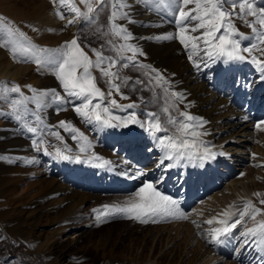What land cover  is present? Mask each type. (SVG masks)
<instances>
[{
  "label": "bare ground",
  "instance_id": "obj_1",
  "mask_svg": "<svg viewBox=\"0 0 264 264\" xmlns=\"http://www.w3.org/2000/svg\"><path fill=\"white\" fill-rule=\"evenodd\" d=\"M15 1L0 0V17L14 20L15 10L22 11L17 12L16 15L22 13L27 18L34 15V21L40 24L33 26L30 22H23V29L27 35L34 33L38 41L55 44L59 48L75 38L73 37L75 30L82 18L81 14L77 16L72 11L70 3H65L61 9L51 10L47 9V6H50L49 0H23L22 4L14 3ZM167 1L175 2L176 10L163 9L162 0H115L116 3H124L127 7L118 9L117 18L113 21L111 13L114 0H106L105 4L109 5L110 13L109 35L102 34L105 31H102L98 23L94 25L93 18L88 20L87 25H91L97 32L95 37L94 34H90L97 44L95 50L102 52L105 57L120 60L113 69L120 76V79L115 81L121 85L120 92L117 93L109 85L105 93L111 91L112 95H106L103 102L97 99L93 100V103L99 102L102 107H109L114 116L121 118H127L135 113L142 121L146 119L144 115L146 112H157L161 114L162 124L168 128L167 134L180 135L176 126L167 124V114L162 112L170 96L175 99L177 105L175 107L178 110L186 111L205 121L202 127L196 129L201 133H207L198 138L199 141L204 142L200 153L202 154L204 147H207L209 151L217 153L212 159L201 161L193 157L191 161L181 160L176 167L166 169L164 165L171 161L165 160L164 164H160L164 150L158 146L156 139L146 128L131 123L127 127L121 125L118 128H111L96 122H86L74 110L82 101L69 97L64 92L52 71V66H38L33 59L20 54L14 59L7 51V47H0V78L6 79L8 83L6 86L1 84L0 99L11 100L13 97L14 100H22L23 103L18 109H24L26 113L23 119H17L12 106L0 102V158L3 157L5 160L2 166L4 170L9 165L12 166L9 167L11 170L20 166L22 170L36 175L33 182L37 189L34 198L36 206L44 203L47 208L51 207L52 200L62 196L63 203L53 206V211L61 214L54 224L63 226L55 240L48 242L47 251L50 255H56L53 259L57 264H60L64 258L60 250L61 236L67 235L73 227L65 220L66 215L81 211L84 205L96 202L103 196L102 194L108 192L126 195L130 191L135 197L145 183H153L159 191L176 199L182 210L202 201L204 195L214 192V196L209 197L210 200L208 199L206 204L216 208L213 207L214 210L208 212L203 209L204 204L196 207L194 209L196 213H193L189 220L186 235L184 232H179L180 237L185 235V242L182 241L180 245L178 236L167 241L170 248L176 243L178 247L182 245L191 247L199 240L202 248L197 253L190 254L187 249L185 252L181 251L179 257H172L166 263L159 260L154 262L157 264H264V241L259 237H249L248 243H243L244 237L241 233L245 230V225H237L235 229L222 235H217L214 231L224 226L216 222L225 219L220 215L223 211L234 212L238 207L237 203L242 200L251 201L255 207H258L257 202L264 194V133L259 132L258 128L252 132L256 120L264 116V73L259 70L260 65L253 63L252 60L253 57L264 60V53L258 50L264 48V45L259 44L256 39L257 34L250 27L239 18H235L237 28L247 37L242 39V47L257 44L258 49H254L251 53H242L246 57L245 60L225 63L223 57L209 59L201 42L200 48L190 60L188 57L193 50L190 46L185 48L178 44L175 29L179 25L171 26L172 23L169 24L166 20L168 15L164 13L165 11L166 14L171 13L177 20L179 11L177 7L182 5V0ZM91 2L95 3V0ZM74 3L80 10L82 9L81 0H74ZM255 3L258 7L264 6V0H255ZM23 4L26 8L21 9ZM121 13L126 15L122 16ZM61 14L64 19L60 18ZM253 19L254 17H248V20ZM69 20H75V23L68 24ZM113 23L130 33L131 39L125 41L123 39L125 33L117 36L113 31ZM169 34L174 38L156 39ZM22 39L25 40L24 37ZM106 44L108 49L104 50ZM124 44L140 49L144 55L137 53L135 63L121 59L133 55L127 49L120 48ZM84 51L93 61L97 59L95 52ZM193 61L200 67L197 68ZM125 62H128L129 66L121 67ZM142 65L150 67H142ZM152 69L156 71L153 72ZM98 71L92 69L100 88L101 80L108 78H101ZM157 74L162 77L159 82L155 79ZM123 77H130L125 83L127 87L122 86ZM131 80L143 82L130 84ZM8 86L10 89L19 86L20 92L12 95L10 89L6 88ZM54 87L55 92L64 97L63 102L53 100L51 89ZM173 92L181 93L183 100H177L171 95ZM121 94L127 99L122 98ZM163 94L169 96L168 98L164 96L166 100L162 101L161 108H152L151 99ZM111 99H115L119 105L134 103L137 107L127 109L114 107L109 103ZM37 100L43 107L36 106ZM168 106L170 108V104ZM37 115L40 116V121L36 120ZM28 116L33 117L30 120L31 125ZM181 118L183 120V117ZM61 121L68 122L79 131L72 132L59 127ZM113 123L118 122L113 121ZM28 127H35L38 131L29 132ZM47 127L50 131L53 129L61 131L64 140L59 149L62 155H68L72 159L65 160L62 155L58 159L53 152L41 150L42 147L58 146L53 143L49 145L43 137H40L41 133L47 132ZM79 133L87 137V142L79 137ZM162 135L165 133H157V136ZM74 136L77 138L73 139ZM34 139L38 143L43 141L39 151L33 146ZM82 146L86 149L84 152L80 151ZM14 156L16 157L13 158ZM76 157H79V160ZM16 158L19 159L18 163L13 161ZM106 161L109 163H105ZM11 170L5 171L11 172ZM240 171L242 172L239 173ZM52 172L54 178L50 177ZM7 191L8 185L0 195L7 194ZM6 202L7 207L0 208V219L5 221L4 224L10 231L25 234L19 225L20 219L13 213L16 210L13 204L16 202L14 200H11L10 204ZM35 215L42 216L43 211ZM196 218L198 225L191 221ZM208 220L214 222L209 224ZM246 220V227H253L256 221L264 220V216L257 215L256 221L248 217ZM231 222L232 220H229V224ZM125 223L122 235H130V237L145 229L150 230V227H157L152 222ZM202 231L205 234H202ZM160 232L159 234L162 235L163 231ZM126 264H146V262L130 257Z\"/></svg>",
  "mask_w": 264,
  "mask_h": 264
},
{
  "label": "snow or ice",
  "instance_id": "obj_2",
  "mask_svg": "<svg viewBox=\"0 0 264 264\" xmlns=\"http://www.w3.org/2000/svg\"><path fill=\"white\" fill-rule=\"evenodd\" d=\"M61 4L70 3L72 11L79 16L81 10L74 3V0H59ZM85 3L88 12L94 11L93 3L91 0H81ZM56 3V0H53ZM106 0H99V4H105ZM184 7L178 11V19L176 23L179 25L178 37L180 43L188 48L189 46L193 50V53L189 54V59H193V54L200 48L202 42L205 48L206 55L209 59L212 58H225V63L228 61L245 60L246 57L242 53H251L254 49H258L257 44H251V46L242 47V39H247L242 32L239 31L235 24V18H239L244 24L252 29L256 33V39L259 44L264 45V6L257 8L255 0H182ZM189 5L193 7L188 8ZM127 7L124 3H116L115 0L112 3L111 19L113 21L117 18V10ZM125 16L126 13H121ZM254 17L253 20H248V17ZM61 19L64 16L61 14ZM194 22V23H193ZM75 23V20H69L68 24ZM113 31L117 36L123 35L125 41L131 39V34L127 33L125 29L113 23ZM19 33L20 37H24L27 40L25 34L20 32L19 29H13L4 22V18L0 17V47H10L13 58L17 57V54L30 57L38 66L48 67L52 66V71L59 80L64 92L69 97H75L81 100L80 105L75 106V112L81 116L86 122H96L106 127L118 128L121 125L127 127L128 124H138L141 128H146L150 134L156 139L158 146L164 150V155L161 157L160 164H164V161H171V163L165 164L166 169L173 168L179 165L181 160L191 161L193 157H197L201 161L214 158L217 153L209 151L207 147H204L203 153H200V148L204 142L199 141L198 138L201 135H207V133H201L196 129L202 127L205 121L202 118L194 117L186 111L180 112V116L183 120L177 124V119L174 118L170 111L167 101L162 108V112L167 114V124L177 126V132L180 135H169L168 128L165 127L160 118V114L157 112H146L144 115L145 120H140L136 117L135 113L130 114L127 118H121L114 116L107 106L102 107L101 103H93V100H99L103 102L105 96H111L112 92L105 93L102 91L97 83L96 77L92 73V69H98L100 73L108 78L107 83L111 89H114L117 93L120 92V84L115 81L120 79L117 71H113L120 60L113 59L112 57H105L102 52L93 50L97 59L93 61L89 55L79 45L76 38L65 42V44L58 49L49 50L41 49L33 45L31 42L18 43L12 39ZM193 33H200V35H194ZM239 37V38H237ZM173 35L169 34L163 37H156V39H173ZM121 49H127L133 55L121 58L126 59L128 62H134L136 54L144 55V53L128 44L120 46ZM264 53V48L258 49ZM125 62L121 64V67L127 68L129 63ZM197 68L200 67L198 63L193 61ZM253 63L260 65L259 70L264 73V60H258L253 57ZM106 65V66H105ZM142 67H150L142 65ZM155 72V69H152ZM130 77H125L126 83ZM157 82L162 80V77L157 74L155 77ZM143 81L137 80L136 83H142ZM11 92H20L19 86L10 89ZM167 92V90H166ZM54 101H64V97L59 93L52 90ZM47 95V93H45ZM122 98L124 97L123 94ZM172 96L177 100H183L181 93L173 92ZM23 103L22 100H14L11 102V106L14 110ZM114 107L121 109L135 108L137 105H119L115 99H111L109 102ZM36 106L43 107L39 100L36 101ZM17 119L21 117L17 116ZM37 121L41 118L39 115L36 117ZM117 121L118 123H113ZM195 121L196 123H192ZM264 124V121L261 122ZM261 124L257 127L260 128ZM59 127L65 128L72 132H78V129L72 127L68 122L61 121ZM264 130V129H262ZM28 131L36 133L38 130L35 127H28ZM157 133H165V135L157 136ZM58 139H63L59 133H52ZM79 137L87 142V137L83 133H79ZM77 137H73L76 139ZM33 146L39 151L41 143L37 140L32 141ZM90 147V144L88 145ZM85 147H81L80 151L84 152ZM47 152V149H44ZM57 156H61V149H56ZM199 154V155H198ZM221 155L223 153H220ZM65 160H70L72 157L68 155H62ZM79 160V157H76ZM109 163V162H105ZM202 166V164L200 165ZM259 195V194H257ZM261 204H264V200H261ZM232 206H230L231 208ZM106 211L101 215H108L109 212H121L127 213L128 218L140 220L141 223H147L148 219L145 217L156 216H173L178 213L177 201L172 197L165 195L159 191L153 183H145L139 191L135 194V198L127 204L105 206ZM251 210V212H250ZM264 212V209L255 207L251 201H247L245 207L237 213L230 210L223 211L220 215L225 219H220L218 222L224 225L222 228L214 229L217 235H222L235 229L237 225H245V230L241 233L244 237L243 243H248L249 237H259L261 241H264V220L256 221L257 215ZM235 217V219H233ZM248 217L252 221H256L253 227H246L245 218ZM100 217L98 216L97 219ZM179 218L186 219L187 217L183 213H179ZM229 220L232 222L229 224ZM155 222V220H153ZM213 220H208L207 223L212 224Z\"/></svg>",
  "mask_w": 264,
  "mask_h": 264
},
{
  "label": "rangeland",
  "instance_id": "obj_3",
  "mask_svg": "<svg viewBox=\"0 0 264 264\" xmlns=\"http://www.w3.org/2000/svg\"><path fill=\"white\" fill-rule=\"evenodd\" d=\"M22 1L23 0H16L14 3L22 4ZM97 1L95 0V3H93L94 11L91 13L88 12L86 4L82 2V12L80 15L82 21L77 26L73 36L78 40V43L83 48V50H86L87 52H94L93 50L95 49V46H97V44H95V39H93V37L90 35L94 34L95 37V34L97 32L91 25H87V23L90 21V18H93L92 20L94 22V25L98 23V26L102 29V31H105L102 32V34H108L110 32L109 5L99 4V2ZM162 1L164 6L162 7L163 9L172 11L176 10L175 7L177 5L175 2H169L166 0V3L165 0ZM48 3L50 6H47V9L51 10L61 9V7L64 6V4H61L59 0H56V3H53V0H49ZM191 6L192 5H189L188 8H190ZM182 7H184L183 4L179 6V8L177 7V9L179 10ZM20 8L22 9L26 7L23 4ZM257 8L259 7L257 6ZM17 12L22 11L15 10V19H4V22L13 29H19V31L23 32L28 39L27 41L23 40L22 37L19 36V33H17L16 36L12 37L13 40L18 43L25 44L27 42H31L33 45L41 49L46 48L49 50H55L59 48L55 44L51 45L46 42H42L41 40L38 41V38H36L34 33H29L27 35L23 29V22H30V24H32L33 26H38V24L40 23H36V21H34V15H30V17L27 18L22 13L16 15ZM164 13L166 16L168 15L166 17V20L169 21V24L172 23L171 26H175L177 23L173 15H171V13L169 12V14H166V11ZM170 16H172L173 18ZM178 28L179 26H177L175 29L177 35L179 32ZM100 39L101 38H99V41ZM177 42H179L178 44H180L181 46L185 47L180 43L179 37H177ZM10 47L11 46L7 47V51L10 53V55H12ZM107 49L108 48L106 44L104 50ZM156 70L158 71L157 68ZM98 72L100 73V71ZM100 76L101 78H106L102 76L101 73ZM101 81L102 84L100 89L105 92L108 90L109 84L107 83V80ZM121 82L123 83L122 86L124 85L127 87V84L125 85L124 82V77ZM130 82V84H137L136 82H132V80ZM1 84L6 86L8 84L7 80L4 78H0V86ZM6 88L10 89L9 86ZM52 90L56 91L55 87L54 89H51V91ZM12 93V95H15L16 92ZM164 96L168 98L169 95H158L156 99H151L150 103L152 105V108H161L163 103L162 101L166 100V97ZM13 100L14 98L12 97L11 100L0 99V102L4 105L11 106V102ZM167 101L168 104H170L169 111L171 115L177 119V124H179V122L182 120V118L180 117L181 111L176 108L177 105L175 104V99H172L169 96ZM13 111L15 115L21 117V119L26 116L24 109L22 110L17 108L16 110L13 109ZM32 118V116H28L27 119L28 121H30ZM262 121H264V116L256 120V124L252 127V132L256 131V129L258 128L257 125L261 124ZM31 123L32 122L30 121L29 125H31ZM262 129H264V124H261V127L258 128V131L264 133V130ZM57 132L62 137L61 131L57 129H53L51 131L48 129L47 132L45 131V133H41L42 135H40V137H43L44 141H46L47 144L50 145L53 143L55 145H58L56 147H42V151L46 148L47 150H49V152H53L57 156L56 149L61 148L59 146L64 140L58 139L55 135L52 134ZM15 157L16 156H14L13 158ZM57 157L58 159H60L61 156ZM13 161H16L18 163L19 159L16 158ZM4 163L5 160L3 159V157H1L0 192L7 185L8 191L6 192L7 194L0 195V208L7 207L6 201L9 202L8 204H10L11 200H14L16 202L15 204H13V206L16 208L13 213H15L14 216L16 218L20 219L19 225L21 229L25 231V234L10 231L5 226V221L0 219V264H57L53 259L56 255H50L47 251L49 249V241L55 240L57 234L60 233V230L63 226L62 224H54L61 214L60 212L57 213L53 211V206H59V204L61 205L63 203L62 196L58 198L56 197L55 200H52L51 207L47 208V205L44 203L36 206L34 198L36 197L37 189H35L33 185L36 175L30 171L22 170L20 166L19 168L13 167V169L11 170V168L9 167L12 166L9 165V167L5 170H11V172L5 171L2 166L4 165ZM241 172L242 171H240L239 173ZM50 177L54 178V172L51 173ZM129 192H127L126 195H122L116 192H108L102 194L103 196L100 197V199H98L96 202L93 201L84 205L81 211L66 215L67 217L65 218V220L69 221L73 227L69 230V233L67 235L61 236L60 250L61 252H63V257L65 259L63 258L60 264H126L127 259H129L130 257H133V259L139 258L141 261L146 262V264H157L156 262H154V260H159V262L166 263L172 257H179L181 251L185 252L188 249V252L190 254H195L202 248L201 242H199V240L195 242L191 247H184V245H182V247H178V243H176L170 248L167 245V241L172 237L178 236L177 239L178 241H180V245L181 243H183L182 241L185 242V235L187 232L189 220L194 215L193 213H196L194 212V209L196 207H199L201 204H204L205 207L203 209L205 211L212 212L214 209H216L214 206H207L206 204L210 200L211 196H214V192L208 195H204L202 201H200L201 203H194L193 206H189L186 210H182L181 206L177 203L178 213L176 215H154L150 218L145 217L146 219H148V222L155 223L157 227H150V230L145 229L143 232H139L138 234L132 235L131 237L130 235H122L124 230V223H141L140 220L134 218L130 219L128 218L129 214L121 212H109V214L106 216L101 215L106 211V205L123 206L133 200L135 197L131 192L129 194ZM261 200H264V194L262 198L257 202V208L264 209V204H261ZM246 202L247 200H242L237 203L238 207L234 210V212L238 214V212L245 207ZM43 205H45L44 208ZM206 207L210 208L207 209ZM40 211H43L42 216L35 215ZM179 213H183L187 218H179ZM98 216L100 217L99 219H97ZM258 216H264V212H262ZM25 219H27V222H25ZM246 219L247 217L245 218V220ZM153 220H155V222H153ZM194 220H191L193 221V224L198 225V218ZM160 231H163L162 235L159 234L161 233ZM179 232H184L185 235L183 234V236L180 237L181 235H179ZM201 233L205 234L203 233V231ZM113 243H115L116 245H113Z\"/></svg>",
  "mask_w": 264,
  "mask_h": 264
}]
</instances>
